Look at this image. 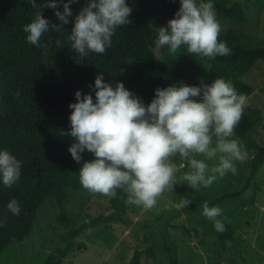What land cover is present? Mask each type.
<instances>
[{"label": "trees", "instance_id": "obj_1", "mask_svg": "<svg viewBox=\"0 0 264 264\" xmlns=\"http://www.w3.org/2000/svg\"><path fill=\"white\" fill-rule=\"evenodd\" d=\"M36 2L41 4L45 0ZM87 2L79 0V3L70 6L73 17L60 32L50 30L44 34L41 43L48 45L45 49L28 43L27 33L23 31L37 11L31 7V0H0V150H9L22 161L21 177L16 184L7 188L0 180V256L8 254L14 242L23 241L31 234L39 210L48 199L56 200L60 206L57 219L67 226L68 231L61 235L41 264H62L77 236L87 227L98 224L99 219L91 224L70 220L65 206L68 189L85 190L79 182V170L84 161L91 160V153L86 150L83 160L77 163L59 137L71 130L69 117L72 109L69 105L77 102L75 93L91 92L95 100V92L90 86L94 87L99 73H103L105 82L113 87L117 82H123L146 105L153 100L157 88L179 85L181 81L189 86H202V81L210 85L221 77L232 81L237 92L247 97L254 90L242 77L258 60L264 59V46L243 47L233 28L219 35V40L227 42L231 49L228 56L201 58L189 54L182 46L178 51L190 57L184 65L173 66L161 57L169 51L167 46L157 48L155 44L158 28L166 26L174 18L181 6L180 0H126L132 8L131 23L117 28L112 45L105 53L89 52L86 58L80 60L68 37L74 27L75 16ZM213 4L219 15L240 24L248 21L239 1L228 4L215 0ZM59 10L63 11L62 5ZM42 11L44 18L60 23L54 9L45 8ZM58 40L62 42V48L57 47ZM147 72L153 73L152 79L146 78ZM261 122L258 106L248 104L235 129V138L242 141L250 127ZM263 163L264 145L248 158L249 175L245 188L255 180ZM238 195L239 191L223 194L218 200ZM13 198L20 205L19 215H13L7 208ZM126 200L127 194L117 190L110 201L113 210L100 220L126 222ZM194 205L192 203L185 209ZM180 212L181 209L176 208V212L167 219ZM223 223L226 231H216L212 223V232L222 244L227 240L234 241L236 228L228 222ZM166 252L172 256L168 264H178L174 256L176 247L166 246ZM142 255L143 250L137 249L130 264H141Z\"/></svg>", "mask_w": 264, "mask_h": 264}, {"label": "clouds", "instance_id": "obj_2", "mask_svg": "<svg viewBox=\"0 0 264 264\" xmlns=\"http://www.w3.org/2000/svg\"><path fill=\"white\" fill-rule=\"evenodd\" d=\"M73 3L79 0H45L41 4L31 0V7L37 11L23 28L27 42L46 49L48 45L41 43L44 34L50 30L60 32L70 22ZM180 4L174 18L158 28L157 48L167 46L169 54H174L183 46L189 54L209 59L230 55L227 42L219 40L222 26L211 0H180ZM61 5L63 11L59 10ZM45 8L55 10L59 24L44 18ZM131 12L126 0H88L75 16L68 37L80 60L89 52L105 53L117 28L131 23ZM56 43L58 48L63 47L61 41ZM201 84L189 86L181 81L179 85L157 88L147 105L123 82L115 87L105 82L103 73L96 76L94 87L90 86L95 100L91 92L77 91V102L69 105L71 130L67 135L74 141L69 152L77 163L83 160L86 150L94 156L79 170L82 187L106 197L122 190L127 194V204L152 210L165 191H174L177 173L185 167L189 170L180 179L194 190L210 187L229 172L235 175L236 163L248 158L246 147L235 138L248 97L238 93L232 81L221 77L210 85ZM206 161L217 162L209 166ZM21 169L22 161L9 150H0V180L5 187L18 182ZM191 203L181 199L177 208ZM7 208L13 215L21 212L14 198ZM222 214L219 205L203 204L202 215L221 233L226 231L219 218Z\"/></svg>", "mask_w": 264, "mask_h": 264}, {"label": "rangeland", "instance_id": "obj_3", "mask_svg": "<svg viewBox=\"0 0 264 264\" xmlns=\"http://www.w3.org/2000/svg\"><path fill=\"white\" fill-rule=\"evenodd\" d=\"M214 1L211 0L212 3ZM218 1L228 4L239 1L248 18L245 24H240L219 15L214 7L222 26L220 34L233 28L243 47L264 46V0ZM161 57L173 66H182L190 61V57L180 51L174 54L165 52ZM145 76L152 79L153 73L147 72ZM242 78L254 87L247 105L256 104L262 120L260 124L251 126L241 141L249 158L264 145V59L258 60ZM59 141L68 148L74 142L67 133H62ZM248 158L243 163H236L238 172L235 175L229 172L210 187L201 186L198 190L191 189L187 182L180 179L182 173L187 172L186 168L182 169L177 173L174 191H165L152 210L128 204L126 222L100 220L113 210L112 197L69 188L65 206L70 220L91 224L99 219V222L77 236L62 264H130L137 249L143 250L141 264H168L172 256L166 252V246L170 245L176 247L174 256L178 264H264V163L258 169L255 180L245 188L249 175ZM206 162L212 166L217 161ZM179 163L181 161L178 160ZM237 191L238 196L218 200L223 194ZM184 198L195 205L188 210L183 208L180 214L167 219L176 212L177 204ZM205 202L209 207L219 205L223 209L219 218L236 228L234 241L227 240L222 244L217 240L210 228L213 222L202 215ZM59 212L56 200H46L31 234L23 241L14 242L11 251L0 256V264H41L61 235L68 231L67 226L57 219Z\"/></svg>", "mask_w": 264, "mask_h": 264}]
</instances>
